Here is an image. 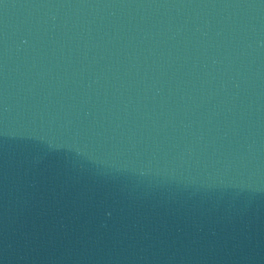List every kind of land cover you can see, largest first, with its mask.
I'll return each instance as SVG.
<instances>
[{
    "label": "water",
    "instance_id": "1",
    "mask_svg": "<svg viewBox=\"0 0 264 264\" xmlns=\"http://www.w3.org/2000/svg\"><path fill=\"white\" fill-rule=\"evenodd\" d=\"M0 264H264V0H0Z\"/></svg>",
    "mask_w": 264,
    "mask_h": 264
}]
</instances>
